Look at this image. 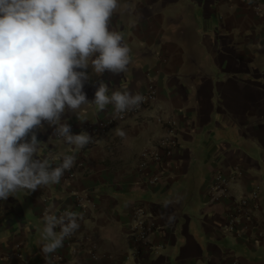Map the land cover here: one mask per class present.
<instances>
[{"label":"crops","instance_id":"0c3cea01","mask_svg":"<svg viewBox=\"0 0 264 264\" xmlns=\"http://www.w3.org/2000/svg\"><path fill=\"white\" fill-rule=\"evenodd\" d=\"M257 4L264 0H118L110 29L122 34L130 64L120 74L89 66L83 91L91 102L101 81L108 95H143L154 84L158 106L150 114L176 122L179 145L167 163L142 169L140 154L165 134L155 118L79 151L43 122L35 130L41 158L56 167L75 155V177L65 171L59 184L0 201V264H46L43 217L66 210L83 219L48 254L50 264H264V13ZM113 113V105L85 104L66 110L61 123L76 135ZM218 175L230 179L231 195L219 196ZM254 192L257 200L239 208ZM137 210L154 228L150 248L138 241Z\"/></svg>","mask_w":264,"mask_h":264},{"label":"clouds","instance_id":"9594fccd","mask_svg":"<svg viewBox=\"0 0 264 264\" xmlns=\"http://www.w3.org/2000/svg\"><path fill=\"white\" fill-rule=\"evenodd\" d=\"M117 7L118 0H0V201L20 190L31 194L59 184L75 165V155H64L56 167L41 158L44 143L35 130L43 122L79 151L92 136L72 134L71 125L61 123L66 110L94 104L103 111L113 105L116 114H122L143 102L142 95L127 91L108 95L103 81L93 101L83 91L89 66L98 74H120L130 64L122 34L110 29ZM80 219L82 214L67 210L43 217V238L49 241L41 249L46 264L48 254L79 229Z\"/></svg>","mask_w":264,"mask_h":264},{"label":"built area","instance_id":"2783aa9c","mask_svg":"<svg viewBox=\"0 0 264 264\" xmlns=\"http://www.w3.org/2000/svg\"><path fill=\"white\" fill-rule=\"evenodd\" d=\"M256 11L258 14L264 13V4H257ZM158 92L154 84L148 85L145 93L142 95L144 100L139 104L138 107H133L130 110H126L122 114L113 113L107 119L98 121L95 124H90L85 126L84 132H87L92 136V141L89 144L95 143L102 137L108 136L114 129L124 126L132 121H145L150 120V118H155V120L165 127V134L160 138L156 149L154 151L145 150L140 154V168L146 169L153 163L165 164L173 156L175 149L179 145L178 133L176 129V122L173 119H164L161 116H152V113L157 108L158 103ZM72 132V131H71ZM57 138V137H56ZM57 140L66 144L62 141V138H57ZM88 144V145H89ZM68 145V144H67ZM71 146V145H69ZM87 146V145H86ZM85 146V147H86ZM69 178L75 177V172L71 168L66 170ZM159 177H154L151 180L152 184L158 183ZM230 179L223 176H216V183L219 196H229L230 193ZM258 198V193L254 192L249 198H242L238 200L239 208L246 207L249 202L255 201ZM240 211L230 216L229 224L227 229L230 233L236 232V225L240 218ZM136 218V235L142 248H150L152 242V236L154 233V228L147 223L146 215L142 210H137ZM250 214L248 215V217ZM236 264H239L238 262Z\"/></svg>","mask_w":264,"mask_h":264}]
</instances>
